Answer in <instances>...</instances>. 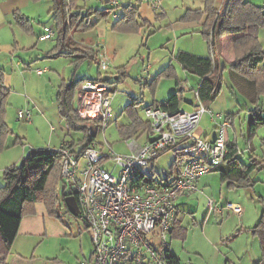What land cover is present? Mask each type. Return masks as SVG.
Returning <instances> with one entry per match:
<instances>
[{
    "label": "rangeland",
    "instance_id": "1",
    "mask_svg": "<svg viewBox=\"0 0 264 264\" xmlns=\"http://www.w3.org/2000/svg\"><path fill=\"white\" fill-rule=\"evenodd\" d=\"M25 1L27 4H24L23 7L30 19L32 17L31 22H33L35 28L39 27V22H47V26L54 29L52 14L49 12V7L47 8L48 4H51L49 0ZM131 1L135 2V0ZM249 1H253L257 5L263 3V0ZM105 4L102 0H77V5L83 9L90 6L102 8ZM162 7L163 11L161 8L159 9L163 13L161 17L152 26L148 24V27L152 29L151 34L146 33V28L136 31L113 29L111 15L100 18L96 25L86 31L74 32L76 40L90 46L96 47L97 42H103L104 48L102 51L107 62L106 70L101 68L98 70L97 64L91 58L84 59L78 65L72 62L71 65L70 60L66 57L41 59L43 61L40 60L31 64L30 67H25L28 83L20 89V92L16 90L11 93V103L7 107L9 118L7 127L9 130L12 129L14 134L19 135L17 144L20 145L21 142L27 145L30 141L27 137L36 135L37 141L46 146V138L44 136L43 139L42 136L46 132V128L49 127L46 119L42 117L41 113H37L38 119H35L36 115L34 114L30 122L17 119L16 112L21 106L19 103L24 100L31 102L30 99L32 98L39 111L44 105V110H50V112L56 114L54 91L57 89L55 86L59 83V80L70 79L75 68L77 69L74 75L76 79L88 76L95 77L98 71L102 76H117L116 69H122V74L116 81L113 94L111 122L105 129L104 136L99 133L95 135L97 143H109L116 153H125L128 150L124 142L125 137L119 132L120 125L128 121V118L122 112L127 103L133 99L137 100L139 102L138 116L145 121L143 107L152 101L153 94H155L156 99H168L172 92L177 89L174 83L175 78L180 80L183 86L187 85V89L179 91V94L183 95L180 103L184 105V99L194 100V90L191 87L193 85L191 84L192 78L175 60L173 52L184 48L193 50L195 53H206V50L207 53L209 52L207 40L200 33L201 28L198 32L195 28L187 31L181 29L182 23L190 22L192 25H196L193 21H203L206 16V13L203 12L204 0H162ZM198 14H201L203 19L195 18ZM234 33L242 35V32ZM48 41L53 43V40ZM80 42H78V45H81ZM41 44L44 45L45 43L42 42ZM81 46L85 48L83 44ZM262 48L264 49V47ZM147 64H150L148 72L145 70ZM167 65L173 68L171 75L161 72ZM261 65H264V61ZM45 67L50 69H46V72L42 75L36 74L37 68L42 69ZM12 69L17 70L15 67H12ZM48 77H56V81L52 80L50 83L47 80ZM145 78H148L149 81H145ZM154 78L155 80H152ZM51 94L53 104L49 102V95ZM250 102L232 85L228 73H223L221 91L210 108L214 112L233 113V127L237 133L238 141L237 162L239 163L248 162V147L250 144L255 149L257 159L260 160L264 156L260 146L261 140L264 139V124L257 128L252 139L248 138L249 113L247 108H249ZM73 103H76V96L73 98ZM44 113L47 114L45 117L48 118L49 113L45 111ZM208 119H210L208 114H203L200 125L207 128L212 127ZM53 123L58 129L63 127V121H60L59 116L57 121H53ZM29 124H32L31 128ZM81 124L83 123L79 122V125ZM36 125L39 127L38 130ZM70 133L73 137H81V139L84 136V131L79 129H72ZM21 135H27V137L23 138ZM19 139L20 141H18ZM141 141V139L138 140L139 143ZM2 150L0 149V152ZM7 154L8 150H5L1 157L5 158ZM173 158L174 151L171 149L166 150L157 158L155 165L157 177L165 175L164 171L167 172L170 169ZM221 166H224V163L218 168ZM251 178L253 179L251 187L232 191L226 187V183L220 181L218 172L211 171L204 175L202 179L206 184L205 193L217 201L218 205L228 201H239L238 203H240L239 205L243 210V215L240 218H244L246 215L248 219L244 223L249 225L251 223V226L242 228L241 222L234 219L232 216L236 215L231 212L228 215L225 212L223 216L209 213L204 220L207 215L206 199L200 195H192L186 200L182 199L188 219L191 220L192 214L195 217V221L190 222L188 227L189 234L184 245L185 248L196 247L203 252L204 247L209 248L210 245L215 252L218 250L227 251V247H232L235 250L242 248L251 255L255 248L258 249L259 242L256 238L257 235L254 233V225L261 214L264 216V167L261 166L255 169L251 173ZM53 190L58 195L62 192L63 184L61 181L58 180ZM59 202L60 207L55 210H48L42 201L35 202L34 211L25 213L9 253L4 263L0 264H81L82 260L87 259L92 250L88 229L77 215H73L68 210L60 195ZM189 209L191 213L187 211ZM244 230L249 231V235L253 237L252 245H250V241L246 240ZM236 232L242 233L235 237ZM214 237H218L216 242L209 240V244L208 239ZM174 244L177 245V248L181 247L180 240H175Z\"/></svg>",
    "mask_w": 264,
    "mask_h": 264
},
{
    "label": "built area",
    "instance_id": "2",
    "mask_svg": "<svg viewBox=\"0 0 264 264\" xmlns=\"http://www.w3.org/2000/svg\"><path fill=\"white\" fill-rule=\"evenodd\" d=\"M136 1L145 2L154 10L161 8L160 0ZM122 2L106 0L108 6ZM110 15L117 18L114 11ZM54 34L51 26H44L39 38L48 39ZM98 63L102 70L107 68L102 53ZM41 72L37 69V73ZM113 87V82L91 78L78 85L77 116L97 124L86 126V134L91 137L86 146L76 148L63 142L54 148L60 158L64 190L75 196L77 216L88 229L92 243L89 258L81 264H192L190 260L174 262L169 255V233L177 217L176 201L181 195L201 192V177L224 162L229 151L227 127L231 119L204 106L196 87L192 110L145 106L148 130L141 135L142 141L139 143L135 136L125 137L128 150L116 153L109 143L95 141V135L104 136L111 122ZM204 113L216 124L217 135L212 140L196 131ZM17 117L28 121L31 110L19 108ZM74 126H80L79 122ZM70 128L66 122V129ZM168 149L174 151V159H182L174 174L168 172L155 178L150 172L152 162ZM208 204L211 207L212 201ZM225 207L237 215L242 213L238 203L226 202Z\"/></svg>",
    "mask_w": 264,
    "mask_h": 264
},
{
    "label": "trees",
    "instance_id": "3",
    "mask_svg": "<svg viewBox=\"0 0 264 264\" xmlns=\"http://www.w3.org/2000/svg\"><path fill=\"white\" fill-rule=\"evenodd\" d=\"M50 1L52 7L49 12L52 14L56 43L45 56L70 55L74 58L73 62L76 65L84 59L91 58L97 64L98 70L100 68L99 57L94 48L89 44L76 41L73 37L74 32L86 31L92 28L100 18L110 16L119 7L120 14L112 21L113 29L136 31L142 25L138 21V6L131 2L118 6H105L103 8L90 6L83 9L77 5V0H62V4L58 0ZM216 3L217 0H204L203 12L206 13V16L201 25L200 33L207 40L208 54L202 56L179 50L174 58L182 69L199 78L197 95L201 103L208 107V104L215 99L222 88V75L214 59V41L222 35L242 32V35H238L233 41L235 59L226 68L234 87L254 104L253 108L248 110L250 116L247 130L249 137H251L256 133L257 128L264 124V65H261L264 61V49L258 37V29L264 27V6L253 4L247 0H226L223 10L218 14ZM13 17L15 24L20 29L27 33L31 31V19L29 17L25 16L20 10H15ZM195 18L202 19V16L198 14ZM78 42L81 45L83 44L85 48L78 45ZM116 70L117 78L112 79L111 77L108 80L113 82L115 86L116 81L122 74V69L117 68ZM172 70V66L167 65L161 72L171 75ZM84 79L86 78H73L66 83H61L56 90V100L61 117L70 127L78 122L83 123L77 129L84 131L81 141L84 143L83 146H86L91 137L87 136L85 128L88 124L96 125L97 122L81 120L76 113L73 98L77 86ZM91 79L106 81L105 76L100 73L97 77ZM152 80H155V78ZM174 83L177 89L172 92L168 99L153 101L147 106H160L172 111L178 110L182 99V95L179 94V91L182 90L181 81L175 78ZM111 91H115V87ZM7 93V90L2 87L0 79V149L3 148L5 136L10 132L3 120ZM261 98H263V103L259 102ZM138 103L137 100L133 99L122 109V112L128 118V121L119 127V132L124 137L133 136L139 129L148 130V122L138 116ZM260 146L264 152V139L261 140ZM237 153V146L230 143L229 151L223 163H227L231 167L225 170L221 169L220 179L226 181L228 186H250L253 184L250 174L258 167H264V156L259 160L256 156L250 155L247 164L235 165V155ZM180 159L182 157L172 161L170 171ZM59 166V154L54 148L30 147L18 163L4 169V183L0 187V263H4L25 213L34 211L35 202L42 201L48 210H55L60 207V195L64 203V197L67 194L64 187L59 195L53 190L58 180L61 181ZM263 217L261 214L260 219L254 225V233L259 238L261 248V257L257 264H264ZM169 255L174 262H178L170 251Z\"/></svg>",
    "mask_w": 264,
    "mask_h": 264
},
{
    "label": "crops",
    "instance_id": "4",
    "mask_svg": "<svg viewBox=\"0 0 264 264\" xmlns=\"http://www.w3.org/2000/svg\"><path fill=\"white\" fill-rule=\"evenodd\" d=\"M102 1H104L106 3V0H102ZM129 2L133 3V1H131V0H124V2H122V4H127ZM225 2H226V0H217L216 9H217L218 14H220L221 11L223 10ZM249 2L253 3V1H249ZM263 3H264V0H263ZM263 3L260 5L264 6ZM24 4H27V2L25 0H0V79H1L2 87L4 89H6L8 92L7 97H6L5 111L3 114V120L6 123V125L9 122L8 121L9 118L7 116V113H8L7 107H9V104L11 103V93L13 91H16V90L20 92V89L22 87H25L28 83V77L25 74V69H26L25 67H30L31 64H34V63L40 61L41 59L44 60L46 58L66 57L70 60L71 65H72V62L74 60V58H72V56H70V55H59L56 57H46L45 56V54L56 43V40H55L56 35L55 34L53 37L48 38V39H40L39 38L40 35L44 33V26H47V22H39L40 24H39L38 28H35L33 25V22H31L32 28H31V31L28 33L23 31L22 29H20L15 24L14 17H13V12L15 10H20L25 16L30 18L27 11H25L26 9H24V7H23ZM133 4H136V6H138V15H139L138 21L142 24L141 27L139 28V30L146 28L147 29L146 33H148V32L150 33L152 29L150 27H148V24L150 26H152L157 21V19L159 17H161V15L163 14L162 13V11H163L162 0H160V5H161L162 11L161 10H154L150 5H148L145 2H140V1L135 0V2ZM253 4H255V3H253ZM48 5L49 6H47V8L49 7V10H50V8L52 7V3L48 4ZM105 6H108L107 3L103 7H105ZM114 12L117 14V17H118V15L120 14V7L117 8L116 11L114 10ZM31 19H32V17H31ZM202 19H203V17H202ZM113 20L114 19L112 18V21ZM203 21H204V19H203ZM203 21L202 20L198 21V22L193 21L194 23H196V25H192L190 22L182 23L181 29L184 31H187V30L195 28L196 31L198 32L199 29L201 28ZM54 32H55V30H54ZM237 36H238V34H236V33H230V34L219 36L214 41L215 42L214 59L216 61V65H217L218 69L220 70L219 72L221 73V75L223 73H228L226 66L229 63H231L232 61H234V59H235L233 41ZM73 37H74V33H73ZM258 37H260L259 38L260 44L262 45V47H264V27L258 29ZM48 40H53V43H50ZM76 41H78V40H76ZM42 42L45 44L42 45L41 44ZM103 46H104L103 42H97L96 47L92 46L94 48L96 54H98V57L100 56L101 53L104 55V53L102 51L104 48ZM179 50H185V51H188L191 53H195V51L190 50V49H186V48L178 49V51ZM205 52L206 53H195V54L206 56L208 54L207 50ZM176 53H177V51L173 52L174 55ZM43 60H41V61H43ZM148 61L149 60L147 59V62ZM22 64H23V66H22ZM12 67L17 68V70L12 69ZM149 67H150V64H147V69H145V70H147V72H148ZM37 69H40V68H37ZM37 69L35 71L36 74L42 75L46 72V69H50V68L49 67L42 68L41 73H37ZM76 70H77L76 68L73 70V74H72L70 79L59 80V83L55 86L56 89L61 83L68 82L69 80L73 79ZM99 70H100V68H99ZM97 73H99V72H97ZM48 74H50V73H48ZM50 75H52V74H50ZM97 76H98V74L95 77H97ZM95 77H89L88 76V77H82V78L87 79V78H95ZM190 77L192 78L191 84H193L191 87L194 90L198 86L199 78L196 76H193L191 74H190ZM228 77H229V75H228ZM116 78H117V76H116ZM74 79H76V78H74ZM77 79H80V78H77ZM112 79H114V78H112ZM47 80H48V82L51 83L52 80L56 81V77H53V78L48 77ZM144 80L149 81L148 78H145ZM143 85L144 84L142 83V86ZM232 85H233V83H232ZM182 86H183V84L181 83V87ZM183 87L181 89H187V85H185ZM52 94L49 95L50 96V101H49L50 104H53ZM54 97H55L54 100L56 103L55 104L56 114L50 112V110H44L45 109L44 105H42V107H41L42 109L39 111L38 106L36 105L34 99H32V98L30 99L31 102L24 100L22 103H19V104H21L20 108L28 107L31 110L30 120L25 121V122H30L31 118L34 114L36 115L35 119H38L37 113H41V115H43L42 117L46 119V123L49 124V127L46 128V132H44V134L42 135L43 139H44V136L46 138V141H45L46 146H43L42 145L43 143H40L39 141H37L36 135H31V137L30 136L27 137V135H24V136L21 135L23 138H25V136H26L28 138V140H30V141L27 143V145L22 144L21 142L19 145V144H17V137L19 135L14 134L12 129H10V132L4 138V142H3L4 144H3V148H2L3 150L0 152V187L4 183V180H3L4 169L13 165V164L18 163L19 160L21 159V157L26 153L27 149L30 147H52V148H55L63 142H68V143L72 144L73 146H75L76 148L83 147L84 143L81 141V137H73L70 133V131L72 129H77V128L71 127L70 130L66 129V121L61 117V115L58 111L57 102H56L57 101L56 100V91H54ZM216 97H215V99H216ZM215 99L210 104H208L209 108L211 105H213ZM153 101H164V100L156 99L155 94H153L151 102H153ZM259 102L263 103L262 98H261V100H259ZM0 103H1V98H0ZM150 103H148V104H150ZM195 104H196V98L194 95V100L184 99V105L179 103V108H182V109L189 111V110L193 109ZM74 105H75V108H77V100H76V103ZM147 105H145V106H147ZM253 105H254L253 103L249 104V108H247V111L249 109L253 108ZM137 110H138V106H137ZM44 111L46 113H49L48 118L45 117V116H47V114L45 115ZM206 114H208V113H206ZM221 114L223 116H228L231 119L230 125L227 127L228 145L230 143H234L238 148L237 133L233 127L234 115H233V113H229V112L221 113ZM248 115L250 116V114H248ZM58 116L60 118V121L61 120L63 121V127H59L60 129H58L57 126L53 125L54 124L53 121L54 122L57 121ZM208 116L210 118L209 114H208ZM17 119H19V118L17 117ZM19 120H22V119H19ZM248 120H249V118H248ZM208 121L212 124V127L211 126H210V128L202 127V125H200V120H199L196 131L201 137L206 138L208 140H212L217 135L216 124L211 119H208ZM31 126H32V124H29L30 128H31ZM38 128H39L38 125H36L37 130H38ZM144 131H145V129H139L137 132H135V134L133 136L140 139V137ZM247 133H248V130H247ZM240 134H242V133H240ZM248 138L252 139L253 135L251 137H249V134H248ZM18 141H20V140H18ZM5 150H8V154L5 158H2L1 154ZM248 150H249V155H248V162H249V156L250 155L256 156V154H255V149L253 146H251V144L248 147ZM164 152H162V153H164ZM235 157H236L235 165H239L240 163L237 162V154L235 155ZM173 160H174V158H173ZM156 161H157V159L154 162H152L153 164L150 168V172L155 174L154 175L155 178H158L156 175V171H155ZM247 163H244V164H247ZM176 166H177V164L175 165V167L172 168L171 171L170 170H168V171H170L171 174H174L175 171L177 170ZM229 167H231V166H228L227 163H224V166H221L220 168H218L216 170L214 169L212 171L218 172L219 177H220L221 169L225 170V169H229ZM168 171L167 172L164 171V173L166 174V173H168ZM206 174H204V175H206ZM204 175L201 177V180H200V187L202 188L201 192L199 191V192H193L190 194L181 195L176 201L177 217H176V221L174 222L172 229L169 233V251H170V253L178 261L190 260L192 264H257L260 257H261V248H260V242H259L258 236L256 237L258 239V242H259L258 249L255 248V250H253L252 255L248 251H244V249H242V248L239 250H235L232 247H227L228 248L227 251L218 250L215 252V251H213V249L210 245L209 248L204 247V249H203L205 252V254H204L203 251H201L200 249H198L196 247H191V248L190 247H187V248L184 247V245L186 244V242L188 240V234H189V228L188 227L190 225V222L193 223L195 221V217L192 214L191 220L188 219V216L186 215V213L184 211V203L182 202V199L186 200L187 198L191 197L192 195H196V196L200 195L206 199V207H207V209H206L207 213L206 214L207 215L204 217V220L208 217L209 213L220 214L221 216H223L225 212L227 215L229 212H231L232 214L237 216V217L236 216H232V217L234 219H237L238 222H241L242 228L251 226V223H250V225L248 223H244L248 219V217L246 215L244 218H240L241 215H243V210H242V213L240 215H237L225 207L226 202L218 205L217 201L210 198L205 193L206 184L202 179L204 177ZM250 178H251V174H250ZM220 181H221V179H220ZM222 182L226 183V187L232 191L252 186V185L243 186V187L228 186L226 181H222ZM209 201H212L211 207L208 204ZM228 202H231V201H228ZM233 202L238 203L239 201H233ZM238 204H240V203H238ZM187 211L189 213H191L190 209ZM260 216L258 217L256 222L260 219ZM21 223H22V220H21ZM244 231H245L244 235H245L246 240L250 241V245H252L253 237H251L249 235V233H250L249 231H247V230H244ZM242 232H240V233H242ZM240 233L236 232V234L234 236L238 237V235ZM200 234L202 235V233H200ZM208 238H209V235H208ZM219 238H221V236H219ZM212 239H208V242H209V240H211L212 242H216L218 237H214ZM175 240L181 241V247L177 248V245L174 244ZM209 244H210V242H209ZM89 256H90V254H89ZM89 256L87 258H89Z\"/></svg>",
    "mask_w": 264,
    "mask_h": 264
},
{
    "label": "water",
    "instance_id": "5",
    "mask_svg": "<svg viewBox=\"0 0 264 264\" xmlns=\"http://www.w3.org/2000/svg\"><path fill=\"white\" fill-rule=\"evenodd\" d=\"M58 2L62 4V0H58ZM61 8H62V5H61ZM111 77L115 79L116 75L115 76L107 75L105 76V79L109 80ZM64 203L66 207L68 208V210L73 215H77L79 213L78 205H77L75 196L73 194H66V196L64 197Z\"/></svg>",
    "mask_w": 264,
    "mask_h": 264
}]
</instances>
